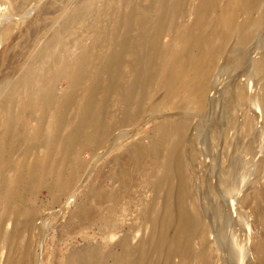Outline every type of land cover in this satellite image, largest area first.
Wrapping results in <instances>:
<instances>
[{"label":"bare ground","instance_id":"bare-ground-1","mask_svg":"<svg viewBox=\"0 0 264 264\" xmlns=\"http://www.w3.org/2000/svg\"><path fill=\"white\" fill-rule=\"evenodd\" d=\"M141 1L128 0L125 4L122 0H110L102 11L93 9V15L98 11L102 20L91 23L78 37L80 46L72 58L60 56L53 66L50 51L54 47L50 48L51 44L47 49L41 47L28 61L33 70L26 65L28 72L24 73L23 81L29 83L28 88L21 92L17 89L18 84H24L21 77L19 81L8 80L3 86L8 105H0V234L8 216L14 219L13 239L27 230L42 231L44 224L36 225L39 212L33 204L24 206L22 213L19 210L22 219L14 211L20 202L29 199L24 188L31 182L38 188L47 187L56 200L80 196V202L75 203L78 210L68 213L60 227L68 230L78 222L84 228L97 222L105 234L114 233L123 225L117 214L108 220L104 215L100 221L107 199L127 191V200L120 206L128 211L130 202H136L135 195L143 191L144 206L138 205L129 212L134 217L143 215L147 222L161 219L166 228L176 224L179 233H188L187 246L191 248L182 253L187 258L184 264H214L217 249L210 243V225L202 199L208 198L214 217L221 213L220 205L231 190L234 176L248 162L246 142L256 135V126L253 111L246 105H256L259 111H264V92L251 95L249 91L264 70V32L250 42L252 47L241 50L232 60L229 57L230 63L219 80L209 70L207 58L217 49L233 52L246 33L257 32L255 26L248 24L252 15L250 4L256 0H227L219 14L211 0H207L199 5L191 24L180 16H185L192 0H149L147 7ZM91 11H86L88 16ZM76 17L66 19L61 31L71 30L72 23L80 19ZM112 19H116L115 27H111ZM164 32L170 33L168 41L162 39ZM136 45L138 48L134 49ZM48 48L51 50L46 52ZM248 67L254 71L247 75L244 71ZM60 76L66 77L75 89L73 94L58 96L55 92L54 81ZM213 87L222 90L225 139L220 146L218 133L222 130L218 124L212 125L211 147L205 159L202 149L205 131L198 116L206 104L204 100L210 96L217 98L215 93L207 97L208 89ZM116 89L119 92H114ZM39 92L43 93L38 96ZM35 93L38 94L34 97ZM76 94L80 96L77 102ZM22 95L24 101L19 99ZM169 109L180 110L183 115L168 120ZM158 114H163L166 120L158 123L153 135L135 132L137 124ZM173 134L178 139L170 144ZM86 147L92 149L89 164L80 160ZM181 148L185 152L178 159L179 169L172 172L170 168L176 158L171 152ZM155 158L158 161L153 162ZM99 159L104 162L99 164ZM216 165L218 170L213 174ZM143 166V175L136 179ZM104 167L108 172L102 170ZM105 177L116 185L114 192L103 185ZM214 179L219 192L206 186ZM175 181H178L176 188L172 185ZM159 190L166 194L164 206L157 208L153 200ZM257 192L264 199L261 191ZM134 217L133 233L139 228ZM124 241L129 255L136 247L146 249L139 264H158L154 261L156 251L171 244L167 232L156 248H152L150 234L137 243H133L131 236ZM262 242L259 251L263 252L264 239ZM10 259L6 264H17L21 259L19 264L36 262L31 245L24 255L17 251ZM248 260L246 257L240 263L248 264Z\"/></svg>","mask_w":264,"mask_h":264},{"label":"rangeland","instance_id":"rangeland-1","mask_svg":"<svg viewBox=\"0 0 264 264\" xmlns=\"http://www.w3.org/2000/svg\"><path fill=\"white\" fill-rule=\"evenodd\" d=\"M109 1L110 0H0V105H8L7 96L6 93H4V85L8 80L14 82L21 77L20 80L24 84H18L17 89L21 92L28 88L26 86L27 83L23 81L24 73H27L28 70L31 69L30 65H28V61L36 56L38 51L40 52L44 46L46 47L51 44L50 48L54 47L53 50L50 49L51 51L49 48L45 50L46 52L50 51V54L53 53L52 57H54H51L50 61L53 66L56 65L60 56L63 57V55H65L72 58L71 55L80 46L78 37L82 35L91 23L101 22L102 18L98 11L109 6ZM127 1L128 0H122L125 4ZM206 1L207 0H192L188 5L185 16L182 15L180 18H185L187 23L191 24L194 22L193 16L198 13L199 7ZM226 1L227 0H211V5L217 14L221 13L222 7ZM172 2H174V0ZM140 4L143 7H147L149 5V0H142ZM250 5L252 15L248 19V24L250 27L255 26L259 31L257 30V32L253 34L246 33L233 52H223L221 49H217L207 58L208 68L217 76L218 80L225 73V68L230 63V60H232V56L247 47H252L251 44L253 43L250 42L259 39L264 32V0H256L255 3H251ZM90 7L92 13L90 12L88 16L86 11L89 12L91 9L88 11L87 8L89 9ZM93 9L98 10L96 15H93V11H95ZM81 11H84L83 14ZM149 12L150 14H154L151 13V11ZM79 14L83 15L82 18ZM76 16L81 20L79 19L72 23L70 27V29H72L68 32L61 31L62 23L68 18L71 20L75 17L76 19ZM188 16L192 17L190 18ZM83 18H85V20ZM250 20L251 23H249ZM115 22L116 19H112L111 27H115ZM134 33L136 34V32ZM163 34V41H168L170 33L164 32ZM53 43L55 46H52L54 45ZM135 48H138L137 45L134 49ZM45 51L44 53H46ZM252 56H256V53H253ZM229 57L232 58L229 60ZM26 65L29 68L26 67ZM26 68H28L27 71ZM31 70H33V68ZM40 71L41 70H39L38 73H42ZM253 71L252 67H248L244 73L248 75L253 73ZM27 85H29V83ZM54 87L58 96L66 94L71 95L75 92V89L70 85L67 78L63 76L58 77L54 81ZM117 91L119 92V89H116L114 92ZM249 91L251 95L264 92V70L258 80L253 82ZM42 93H35L33 96L35 97L37 94L40 96ZM209 93L211 95L215 93L218 96L214 99ZM221 94V87L217 89H214V87L208 89L207 97L208 95L210 97L204 100V104H206L202 109V113L198 116L205 131L202 142V149L204 150L203 156L205 159L208 156L207 151L211 147L212 137L210 136H212V125L218 124L220 125V130H222V132L219 131L218 133L220 146L224 143L223 140L225 139V129L222 123L224 104L223 100H220L222 99L220 97ZM75 98L76 102L80 100L78 94L75 95ZM19 99L24 101L25 97L22 95ZM246 107L253 111L252 121L256 126L257 135L251 137V139L249 138L246 142L248 148V162L244 164L243 170L234 176L231 190L220 205L221 213H217L216 217H214L209 208L208 198L204 197V199H202V207H204V211L206 210V217L210 225V243L217 249L214 264H237L238 262L241 264L240 262H242V259L246 257L247 260L249 259L248 264H264V258L262 257L264 248L263 252L259 251V246L263 243L262 240L264 239V199H261L257 192L261 191V194L264 196V111H259L258 106L252 104H247ZM166 114L169 115L168 120H173L176 117H181L183 112L180 110L176 111V109H169ZM0 116H2L1 113ZM164 120H166L165 116L163 114H158L155 118L141 121L135 126L136 128H134V130L141 136L153 135L158 123ZM33 124L36 126V121H34ZM188 132L189 131L186 130V133ZM177 139L178 136L173 134L169 139L170 144H174ZM110 142L113 143L114 140H110ZM184 152L185 148L173 150L171 152V155L176 158L170 168L172 172H177L179 169L180 165L178 159ZM91 159L92 149L86 147L80 155V160L89 164ZM152 161H158V159L155 158L152 159ZM103 162V159L98 160L99 164ZM209 165L210 164H208V167H211V165ZM216 166L217 167L212 168L213 174H216L218 170V165ZM102 170H104L105 173L108 172L107 167L102 168ZM94 173L95 171L93 170L92 174ZM143 173L144 166L139 170L136 179H139ZM137 181L135 183H137ZM214 183L215 179L207 182L206 186L209 185V188L216 190L215 188L217 187ZM103 185L109 188L111 193L116 190V185H112V181L109 178H104ZM172 185L176 188L178 186V181L173 182ZM85 186L86 184H84V187ZM130 190L131 187L128 191ZM24 192L26 193L25 195H28L27 197L29 199L20 202L16 206L17 209H14L15 214L20 211L22 213L24 206L29 207L33 204L39 212L36 225H44L40 232L27 230L16 239H13L11 229L14 219L12 216L6 217L3 231L0 234V264H6L8 261H11L10 256L17 251L21 255H24L28 245L32 246L36 256V262L31 264H120L122 261L124 264H139L138 262L142 254L146 253V249L142 250L141 246L136 247L133 253L129 255L124 238L126 236H131L133 243H137L141 238L144 237V239H146L150 234L152 248H156L165 232L169 235L171 244L163 250L156 251L154 261L158 262V264H184L187 261V258L182 255V253L185 249L191 248V246H187L190 239L188 233H179V227L176 224L167 226L166 228L161 219L147 222L143 215L134 217V214L129 212L131 209H136L138 205L144 206L143 191H139L137 195H135L134 199H136V202H130L128 211H123L120 206L127 200V195H129L127 191L121 194L117 192L107 199L106 206H104L100 212V216H102L100 221L104 220L105 217H107L105 220H108L113 214H117L118 221L123 224L119 226V228L117 227L116 232L111 234H105L100 228V224L97 222L93 224L90 223L84 228H81L78 222L73 223L72 227L68 230L60 227L64 217L68 213L73 210H78L75 208V203L80 202L78 200L80 198L78 194L75 197L72 196L70 200L68 196L56 200L51 196L47 187L38 188L36 184L32 182L26 185ZM129 193H131V191ZM149 193L148 191V195ZM165 194L164 190H159L157 197L153 200V205H156L157 208L164 206L163 199ZM2 210L4 209L2 208ZM139 211L140 210H138V212ZM21 213H19L20 219L23 218ZM104 215L105 217H103ZM132 217H134L136 221V226L139 227L134 233L131 232ZM245 239H248V241L246 240L245 242ZM246 251L247 253H245ZM245 254H247L246 257H244ZM21 261L22 259L19 260L17 264Z\"/></svg>","mask_w":264,"mask_h":264}]
</instances>
